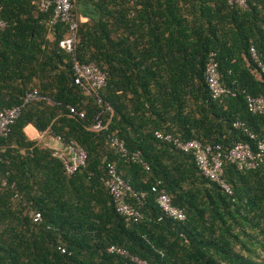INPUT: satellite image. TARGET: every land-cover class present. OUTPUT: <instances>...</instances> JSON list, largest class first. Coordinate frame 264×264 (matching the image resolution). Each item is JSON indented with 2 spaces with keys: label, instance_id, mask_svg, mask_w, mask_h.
<instances>
[{
  "label": "trees",
  "instance_id": "16d2710c",
  "mask_svg": "<svg viewBox=\"0 0 264 264\" xmlns=\"http://www.w3.org/2000/svg\"><path fill=\"white\" fill-rule=\"evenodd\" d=\"M79 3L98 17L78 20ZM0 11V105L22 106L10 134L0 137V264H126L111 246L151 264H264V161L239 171L226 159L238 142L256 149L236 122L264 141V113L250 112L247 103L248 96L264 98L250 56L254 47L264 62V0L247 7L227 0H73V52L61 47L70 25L54 22L53 6L0 0ZM211 54L235 93L222 101L205 80ZM76 62L96 64L106 87L89 93L76 84ZM99 121L106 128L94 130ZM29 125L64 146L77 142L86 167L67 175L55 148L28 138ZM158 131L219 148L233 195ZM112 136L126 154L112 146ZM109 164L146 195L138 222L116 211L105 183ZM162 191L185 222L163 215Z\"/></svg>",
  "mask_w": 264,
  "mask_h": 264
},
{
  "label": "built area",
  "instance_id": "2783aa9c",
  "mask_svg": "<svg viewBox=\"0 0 264 264\" xmlns=\"http://www.w3.org/2000/svg\"><path fill=\"white\" fill-rule=\"evenodd\" d=\"M231 5L247 7L248 0H227ZM41 9L48 10L54 7V22L62 21L70 25L69 33L61 41V47L67 52H73L77 41L78 22L73 14V0H39ZM6 23L1 18L0 11V30H3ZM251 60L256 65L257 70L264 79V62L261 60L257 50L253 47L250 51ZM75 83L84 87L89 93H98L107 85L106 74L94 63L74 64ZM205 80L214 100L222 101L228 95H235L230 89L223 85L219 66L215 60V55L211 54L205 70ZM37 91L34 90L26 98V103L34 100ZM249 111L254 114L264 113L263 97H247ZM110 108H108L109 110ZM22 106L13 108H3L0 105V137H7L11 132V127L19 117ZM71 113L76 114L75 108H71ZM84 117V114H80ZM237 129L242 130L252 141H256V149H253L251 142H238L231 151L226 155L228 162L235 165L239 171L256 169L264 161V141L257 140V137L249 131L242 122H236L234 125ZM102 122L94 127V130L100 131L105 129ZM156 137L162 141L172 143L176 148L185 152L192 153L195 156L197 166L204 177L209 181L218 184L228 195H233L232 188L225 180L223 154L219 148L209 145H203L197 140L182 141L173 137L171 134H165L158 131ZM111 144L117 148L120 153L126 154L127 149L124 142L117 136H112ZM59 147L55 148L54 156L59 158L65 166L67 175H73L87 165V152L75 141L67 145H62L61 140L57 139ZM132 160L141 162L140 153H134ZM2 158L0 157V163ZM106 187L108 188L116 211L129 222H138L141 219L140 209L144 205L146 195L135 191L129 181L125 180L120 174L116 165L109 164L106 177ZM134 200L135 203L130 202ZM157 205L163 215L177 222H185L187 216L185 212L174 206L171 197L162 191L157 197ZM34 221L42 220L40 213L33 214ZM65 252L64 249H62ZM109 253L119 255L126 259V264H151L138 256L131 254L127 249L111 246Z\"/></svg>",
  "mask_w": 264,
  "mask_h": 264
},
{
  "label": "crops",
  "instance_id": "0c3cea01",
  "mask_svg": "<svg viewBox=\"0 0 264 264\" xmlns=\"http://www.w3.org/2000/svg\"><path fill=\"white\" fill-rule=\"evenodd\" d=\"M76 17L81 22H88L91 18H97L98 14L90 4L79 3L76 5ZM25 133L29 139L37 141L40 145L56 148L58 141L49 137L46 133H39L32 125L25 128Z\"/></svg>",
  "mask_w": 264,
  "mask_h": 264
}]
</instances>
